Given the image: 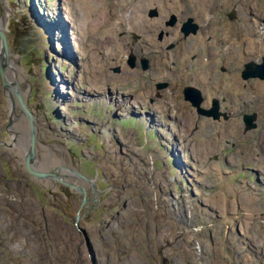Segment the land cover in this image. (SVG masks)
<instances>
[{
  "label": "rangeland",
  "instance_id": "obj_1",
  "mask_svg": "<svg viewBox=\"0 0 264 264\" xmlns=\"http://www.w3.org/2000/svg\"><path fill=\"white\" fill-rule=\"evenodd\" d=\"M5 1L12 12L7 34L30 83L26 100L39 119L40 139L96 182L97 192L89 185L86 206L114 222L104 229L90 223L94 214L78 219L84 193L47 186L26 173L22 151L7 144L0 76V264L86 263L88 245L84 238L80 252L77 229L90 234L95 264H166L162 256L173 264H264V81L241 77L244 63L264 56V0H60L77 25L79 62L51 50L50 32L32 0ZM36 3L53 14L58 0ZM92 11H107L110 18L93 33L88 24L82 34L76 23H93ZM173 14L177 22L170 24ZM188 17L200 29L184 37ZM116 42L120 59L128 52L124 66L115 57L106 61ZM144 57L148 70L140 64ZM61 76L106 96L82 92L63 114L57 105L64 98L53 83ZM101 76L104 88L95 83ZM186 85L202 90L206 107L218 98L229 117L199 116L184 98ZM128 98L130 103L120 102ZM135 99L142 105L134 107ZM244 113L257 114L256 129L243 131ZM19 121L28 131L29 124ZM157 196L165 201L158 203ZM63 202L74 206L71 219L64 217Z\"/></svg>",
  "mask_w": 264,
  "mask_h": 264
},
{
  "label": "bare ground",
  "instance_id": "obj_2",
  "mask_svg": "<svg viewBox=\"0 0 264 264\" xmlns=\"http://www.w3.org/2000/svg\"><path fill=\"white\" fill-rule=\"evenodd\" d=\"M0 2H1V6H2V8L0 9V24L2 25V27L5 29V31H6V33H7V31L9 30L8 28H7V25H8V21H9V18H10V16L12 15V12H11V10H10V8H9V6H8V3H6V1L5 0H0ZM50 2V1H49ZM32 3H33V9H34V13H35V15H36V17L39 19V20H41L43 23H44V25L48 28V30H49V34H50V37H51V50H52V48L54 49V51L53 52H55L57 55H58V57H61V56H63L62 55V52H61V50H63V48L61 47V41L62 42H64V44L65 43H67V44H69L70 45V47L69 48H71L72 49V52L75 54V56H76V58H77V60H75V61H77V62H79V55H80V53L78 52V49L75 47V45H76V37H75V35L74 34H76V32L74 31L73 32V30H74V28H76V26H75V23H74V21L72 20V17H67L69 14H71L72 12L70 11V9L69 8H66L65 6H64V4H62L61 3V1L60 0H58V4L56 5V7L55 8H51L52 9V13L53 14H51V13H45V12H43V11H41V7L40 6H38L37 5V3H36V0H32ZM56 3V2H55ZM161 3V2H160ZM167 3V2H166ZM52 4H53V2H52ZM163 4H164V2H163ZM67 6V5H66ZM49 7V6H48ZM160 7V6H159ZM161 8V7H160ZM83 10V9H82ZM80 11V10H79ZM154 11V10H153ZM152 11V12H153ZM158 12V11H157ZM167 12H168V10H167ZM152 15H156V14H152ZM231 17H232V19L234 18V15H233V13L231 14ZM75 18V17H74ZM110 18V15H109V13L107 12V11H92V13H91V20H92V22L93 23H85V19L83 20V23H76V24H78L79 25V27H80V30H81V32H82V34H85L86 33V27H87V25L88 24H92V28H91V30H90V33H93L94 32V30L97 28V26H99V25H101L102 23H104V20L105 19H109ZM78 21V20H77ZM196 21V20H195ZM76 22V21H75ZM177 22V21H176ZM175 22V23H176ZM197 22V21H196ZM170 23V22H169ZM117 23H112V25H116ZM170 24H172V23H170ZM174 24V23H173ZM198 24V23H197ZM69 25H70V29L68 30V27H69ZM112 25H110V27H109V29H108V34H109V36L110 37H112V35H113V33H112ZM199 25V24H198ZM78 28V27H77ZM199 29H200V25H199ZM199 29H198V31H199ZM182 31V30H181ZM198 31H197V33H198ZM126 32H129V30H127ZM177 32H175V34H176ZM197 33H195V34H197ZM195 34H191V35H195ZM8 35V34H7ZM183 35H184V37H188V36H190V35H188V36H185V34H184V32H183ZM67 37H69V39H70V42H68L69 40L67 39ZM8 38H9V36H8ZM211 40V39H210ZM213 42V41H212ZM9 44H10V40H9ZM68 45V46H69ZM10 47H11V45H10ZM120 52H121V50H120V48H119V46H118V44H117V42L113 45V47L112 48H107V50H106V61L107 62H109L110 61V59H112L113 57H115V59H116V63L115 64H118L119 63V65H121V66H124V62H122V60H123V57H125L127 54H128V52H125L124 53V56L123 57H121V59H120ZM10 53H11V65H10V67H8L7 68V72H8V75L10 74V79L11 80H15L14 82H11V85L13 86V87H16V86H18V87H20V85H21V83H23V85H24V88L23 89H21L20 88V90H21V93H22V96H25L26 97V92H27V86H29L30 87V83H28V82H25L24 81V77H23V71H22V69H19V66H18V62H17V59H16V56L13 54V52H12V47L10 48ZM54 56V55H53ZM94 57H96V56H94ZM264 57V56H263ZM263 57H262V59H263ZM62 58V57H61ZM132 58H134L135 59V66L137 65V61H136V57H135V55H131V57H130V59H129V61L132 59ZM200 58V57H199ZM71 60V59H70ZM143 61L142 62H140V64H141V67H142V65L143 64H146L147 66H148V62H147V60H149V59H147L146 57H144L143 59H142ZM46 61V60H45ZM49 61V60H48ZM250 61H253V60H250ZM262 61V60H261ZM261 61H259V62H261ZM249 62V61H248ZM255 62H257V61H255ZM129 63V62H128ZM247 63V62H246ZM245 64V63H244ZM130 66V65H129ZM14 67V68H13ZM76 68V67H75ZM134 68V67H133ZM150 68V67H149ZM148 68V69H149ZM207 68H208V65L206 64L204 67H202V69H201V72L200 73H202L203 75L204 74H206V70H207ZM94 69H95V67H94ZM143 69V68H142ZM147 69V70H148ZM243 69H244V65H243V68H242V71H243ZM58 70V69H57ZM56 70V71H57ZM77 70V69H76ZM96 70V69H95ZM144 70V69H143ZM203 70V71H202ZM52 72V71H51ZM55 72V71H54ZM204 72V73H203ZM242 73V72H241ZM47 74V73H46ZM51 74V73H50ZM64 75V74H63ZM66 75V74H65ZM77 75V74H76ZM47 76V75H46ZM51 76H52V74H51ZM241 77H242V75H241ZM58 79V78H57ZM60 80L59 81H53V83H54V87H55V92H56V94H57V96H59V98H64V100H62V102L60 103V104H58L57 106H58V110L61 112V113H63V114H65L66 113V107L68 106V105H73V104H71L73 101H75V99L77 98H79V99H82L83 98V96H82V92H84L85 94H91V93H93V92H96V93H98V95H105L106 96V94H105V92H101L100 90H97V89H95V90H84V89H82L81 88V86L79 85V83H78V81H77V78H75V79H67V78H65V77H63V76H61V78H59ZM104 79V76H101L99 79H96V81H95V83H97L98 85H100L101 86V88H104V86H102V80ZM251 79H259V77H251V78H249L248 80H251ZM248 80H245V81H248ZM259 80H261V79H259ZM1 81H2V78H1ZM262 81H264V80H262ZM52 85V84H51ZM3 88V87H2ZM206 89V88H205ZM3 91H4V89H3ZM77 92V96H76V92ZM206 91V90H205ZM74 92H75V95H74ZM143 93H139V95H142ZM4 95L7 97V99H6V101H7V105H8V108H7V110H6V112H7V114H8V119L7 120H5V121H8V123H6V124H4V128H5V131L7 132V131H11V130H16V129H18L19 130V124L18 123H20V130H19V132H22V131H24L25 132V129H23V126H25V124L22 122V121H19V119L20 118H22L26 123H27V120H26V117H25V114H24V111L21 109V107H20V105H19V101H18V99H16V101H15V103H16V113H17V110H19V111H21L22 113H21V115H19V118H13V119H11L10 118V113L12 112V109L10 108V101H9V99H8V97H9V92H7V91H4ZM139 95H138V97H139ZM68 97H70L69 99H68ZM213 99L214 98H212V104H213ZM216 99H218V98H216ZM219 100V99H218ZM88 101V100H87ZM135 101V104H134V107H137V106H141L142 105V101L140 100H138V99H135L134 100ZM120 102L121 103H130V99L128 98V99H124V100H120ZM27 103V102H26ZM219 104H220V108H219V113H220V116L219 117H217V118H215L214 116H206L207 118H211V119H213V120H220V119H222L223 117H221V111H222V113H225V114H227L228 115V117H229V113H230V109H228L227 107H221V103H220V100H219ZM133 105V104H132ZM205 108H208V109H210L211 107H206L205 106V97H204V102H203V104H202ZM242 105V104H241ZM0 106H1V100H0ZM27 106H28V104H27ZM29 107H31V105L29 104ZM195 108V107H194ZM196 109V108H195ZM32 111L34 112V110L32 109ZM197 111V110H196ZM1 113L2 112H0V118H1ZM35 113V112H34ZM119 113V112H118ZM119 114H121V113H119ZM198 114V113H197ZM246 114H253V113H244L243 115H242V122H243V131L244 132H249V131H252V130H254V129H256L257 127H258V123H257V126H253V127H251L250 128V130H248V131H246L247 129L245 128V124H244V119H245V115ZM257 115V114H256ZM200 116V115H199ZM204 117V116H203ZM224 119V118H223ZM17 121H18V123H17ZM38 121V120H37ZM256 122H257V120H256ZM28 124V123H27ZM27 127V126H26ZM29 129V128H28ZM37 130H40V123H39V128L37 129ZM27 131V130H26ZM45 133V132H44ZM7 135H8V132H7ZM9 137H10V134L8 135ZM21 135H19V137H20ZM7 144L9 145V146H11L12 144L13 145H15L16 147H18L17 146V142L14 140V139H12L11 137H10V139L7 141ZM19 145H20V140H19ZM44 148H40L39 147V145H38V153H37V160H38V167L43 171V172H46V173H50V175H48V177H46V178H38V177H36L35 175H33V174H30L31 176H32V178L34 179V180H36V181H40V182H43V183H45V184H47V186L49 185V186H56V185H58V184H63V185H65V186H67V187H71V188H75L76 189V187L74 186V185H77V179H76V177L67 169V167L68 166H72V167H74L75 168V166H73L72 165V163L70 162L69 164L68 163H66V161L64 160V158L63 157H61V156H59V155H57L55 152H53L50 148H49V146L47 145V144H44ZM261 147V146H260ZM19 149H20V147H19ZM178 150H180V149H178ZM184 150H186L185 149V147H184ZM184 150H182V157H184V154H183V152H184ZM22 150L20 149V152H21ZM185 156H186V158H187V155H186V153H185ZM179 157V156H178ZM22 158H23V153H22ZM181 158V157H180ZM185 158V157H184ZM207 159V158H206ZM70 161V160H69ZM208 161V160H207ZM211 163V162H210ZM191 165V164H190ZM207 165H208V162H207ZM25 166V165H24ZM176 166H177V164H176ZM182 171H184L183 173H185V168H187V162H185V163H183L182 162ZM192 167H193V165H191ZM209 167V166H208ZM26 168V167H25ZM143 168V167H142ZM204 168H206V167H204ZM27 170V169H26ZM144 170V169H143ZM172 170V169H171ZM205 171H206V169H205ZM151 172H152V169H151ZM26 173H29L28 171L26 172ZM133 173V172H132ZM168 173V172H167ZM208 173V172H207ZM61 174H63V175H65V176H60ZM83 174H85V173H83ZM145 174V173H144ZM152 176H153V178H155V181H157V178H156V176H157V172H155L154 170H153V172H152ZM188 174H189V172H188ZM86 175V174H85ZM87 177H89L88 175H86ZM57 177H60V179H62V180H64L65 182H60L59 181V179L57 178ZM91 180H92V178L91 177H89ZM162 180V179H161ZM165 180V179H164ZM178 180V179H177ZM170 183L172 182V179L171 180H168ZM85 183V185H86V187H87V196H88V194H89V191H88V188H89V185L90 184H88L87 183V181H84ZM83 184V185H84ZM208 184V183H207ZM157 185V184H156ZM179 185V184H178ZM184 185V184H183ZM209 185V184H208ZM175 186V185H174ZM195 186V185H194ZM170 188V187H169ZM58 189H60V190H62L63 189V187H58ZM57 189V190H58ZM65 189V188H64ZM162 189H164V188H162ZM66 190V189H65ZM97 190H98V186H97ZM33 193H36V192H33ZM66 193L69 195V193H68V191H66ZM159 193V192H158ZM103 194H104V192H103V190H102V195H101V202H104V197H103ZM152 196V195H151ZM195 196V195H194ZM75 196L74 195H72V197L71 198H73V199H75L74 198ZM155 198V197H154ZM84 199V198H83ZM155 199H157L158 200V203H160V202H164L165 201V198L162 196V197H160V196H157V198H155ZM91 200H97V196H96V193L94 192V196H93V198L91 199ZM88 201H90L89 199H88V197H87V200L86 201H84L83 202V200L81 201L80 200V202L78 201V203H79V206H78V209H77V211H76V213H75V215H77V218L79 219V218H81L82 217V219L84 218V216H85V214H86V212H87V214H94L95 215V221H92V222H90V223H95V225H98V226H100V227H102V228H104V229H109V228H111V226L113 225V222H114V220H112V221H108V220H103L102 219V217H101V214L98 212V211H92L91 210V208H89V207H87L86 206V202H88ZM173 204H176V203H173ZM164 206V205H163ZM168 207V206H167ZM61 208H63L64 209V211H65V215H64V217H66V218H69V219H71V217H72V215L74 216V206H73V204L72 203H70V202H63L62 203V205H61ZM158 211H160L161 212V210H158ZM247 215V214H246ZM174 219V218H173ZM217 219V218H216ZM60 221H61V223L63 224V225H65V221L64 220H61L60 219ZM171 221V220H170ZM210 222V221H209ZM98 223V224H97ZM207 223V222H206ZM67 226H68V223L66 224ZM77 231L79 232V234L78 235H74L75 236V238H76V240H77V237H78V246H79V248H80V252H82V250H83V247H81V242L84 240V238L86 239V243H87V245H88V249H89V258L87 259V261H86V263H84V262H82V260H80V264H87L88 263V260H90V261H92L93 262V264H95L96 263V259H95V256L93 255L94 254V250H93V247H92V239H91V237H90V234H87V233H81L78 229H77ZM237 238H239L238 236H237ZM110 239H112L111 237H110ZM239 240H241V239H239ZM111 245H113V244H111ZM208 245H210V244H208ZM169 247H172V245H171V243H169L168 244V246H167V248H169ZM213 248V247H212ZM76 250H77V248H76ZM161 251H163V250H160V253H161V255H162V252ZM77 252H78V250H77ZM152 257V256H151ZM85 258H87V257H85ZM162 258V262L163 263H166V264H173V263H171L170 261H169V258H167V257H164V256H162L161 257ZM78 259H79V254H78ZM78 259H77V261L76 262H78ZM99 263V262H98ZM100 264V263H99Z\"/></svg>",
  "mask_w": 264,
  "mask_h": 264
},
{
  "label": "water",
  "instance_id": "obj_3",
  "mask_svg": "<svg viewBox=\"0 0 264 264\" xmlns=\"http://www.w3.org/2000/svg\"><path fill=\"white\" fill-rule=\"evenodd\" d=\"M2 8L1 2H0V9ZM152 14H157V10H154ZM231 18V14L229 15ZM177 21V16L175 14L172 15V19L170 23H175ZM181 30L184 32L185 36L191 35L192 33H197L199 29L198 22L195 21L193 17H188L184 22H182ZM62 43V41H61ZM69 45V44H68ZM61 47L63 48L62 55L74 58L77 60L75 54L72 52V49L67 46V43H62ZM10 44H9V38L5 31V29L0 24V75L2 78V87L4 91L9 92L10 97V108L12 109V112L10 113V118H19V115L16 113V99L19 101V105L21 109L24 111L25 117L27 119V123L29 124L28 131L19 132L18 129L9 131L10 137L14 139L17 142L18 148L22 150L23 153V162L24 165L29 172V174H33L38 178H46L50 173L43 172L38 167V160H37V153H38V145L40 148H44V144L40 139V130H37L39 128V119L37 116L29 109L27 106V100L25 96H22L21 93V86L13 87L11 85V82H14L15 80L10 79V74L8 75L7 68L11 65V53H10ZM52 51L54 49L52 48ZM130 67H135V59L132 58L129 61ZM14 68V67H13ZM142 68L144 70L148 69V66L146 64L142 65ZM243 80H248L251 77H259V79L264 80V57L261 62H255V61H249L244 64V69L241 73ZM11 81V82H10ZM162 85V84H161ZM16 95V98L15 96ZM183 94L185 100L189 101L193 107L196 108L198 115L200 116H214L215 118L220 116L219 113V100L214 98L213 104L210 109L205 108L202 104L204 102V95L200 88L194 86V85H186L183 88ZM221 117L224 119L228 118V115L225 113H222L221 111ZM38 120V121H37ZM257 115L256 113L253 114H246L244 119L245 128L246 131L250 130L251 127L257 126ZM19 135H21L19 137ZM20 140V145H19ZM16 148L15 145H11V149ZM67 169L76 177L77 185H74L77 190L84 193V199L83 202L87 200V187L84 184V181H87L88 184H91L93 186V189L95 192H97V184L95 181L91 180L89 177H87L85 174H83L81 171H79L77 168H74L72 166H68ZM60 176H65L61 174ZM60 182H65L64 180L60 179V177H57ZM84 184V185H83Z\"/></svg>",
  "mask_w": 264,
  "mask_h": 264
},
{
  "label": "flooded vegetation",
  "instance_id": "obj_4",
  "mask_svg": "<svg viewBox=\"0 0 264 264\" xmlns=\"http://www.w3.org/2000/svg\"><path fill=\"white\" fill-rule=\"evenodd\" d=\"M1 76V75H0Z\"/></svg>",
  "mask_w": 264,
  "mask_h": 264
}]
</instances>
